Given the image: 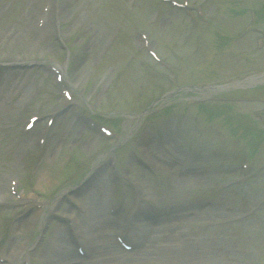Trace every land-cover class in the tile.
Segmentation results:
<instances>
[{"label": "rangeland", "instance_id": "374dc122", "mask_svg": "<svg viewBox=\"0 0 264 264\" xmlns=\"http://www.w3.org/2000/svg\"><path fill=\"white\" fill-rule=\"evenodd\" d=\"M188 1L212 20L162 0H0V264L23 245L17 264H264V76L176 90L264 70V0ZM90 113L120 132L90 129ZM111 189L127 209L164 206L142 248L120 251L113 223L93 228ZM70 211L89 257L68 242Z\"/></svg>", "mask_w": 264, "mask_h": 264}, {"label": "bare ground", "instance_id": "6f19581e", "mask_svg": "<svg viewBox=\"0 0 264 264\" xmlns=\"http://www.w3.org/2000/svg\"><path fill=\"white\" fill-rule=\"evenodd\" d=\"M255 77H253V78H251L250 80H246V81H244V82H251V81H253V79H254ZM102 171V170H101ZM181 178H183V177H181ZM103 181H105V179H102ZM103 185H104V183H103ZM99 188H101V186H100V184H98L97 185V191L98 192H100V190H99ZM101 190H102V188H101ZM104 191V190H103ZM141 193H142V195H144V191L142 192L141 191ZM32 196V195H31ZM57 198H59V197H57ZM57 198L54 200V202L57 200ZM106 205V204H105ZM51 206H53V203H51ZM164 209V206H162L161 207V209ZM170 208H172V205H170ZM138 210H140V211H137V213L135 214V219H138L139 221H141V220H147L148 219V217H149V215L152 213V207H150V209H149V207H147V206H145V205H140V207L138 208ZM93 213V212H92ZM68 216H69V218L72 220V228L74 229V228H78L80 225H79V222H76L75 220H77L78 221V218H77V214L74 212V211H70L69 212V214H68ZM134 219V220H135ZM112 223H113V218L111 217V216H109L106 212H102V217H101V219H98V220H96V221H93V228L94 229H96V231L97 232H101V227L102 226H109V225H112ZM131 223V222H130ZM129 223V224H130ZM76 225H78L77 227H76ZM133 227V226H135V221H134V223H132V224H130V227ZM129 227V226H128ZM131 227V228H132ZM134 228V227H133ZM87 230V229H86ZM189 240V239H188ZM186 242H188V241H186ZM180 243H185V241L184 240H181V242ZM108 246H110L109 244H108ZM104 249H105V247H103ZM24 248H23V246L22 247H20V248H18L17 250H15V253L16 254H14V256H12V257H15V255L16 256H19L20 254H21V256L25 253V251L26 250H24ZM61 253L62 254H65V253H69L68 251H64V250H62L61 251ZM151 253H153V254H156L157 252L156 251H151ZM183 254H186L185 256H187V257H190V261L192 262V261H196L197 260V258H198V255L197 254H195V253H186V252H183ZM27 255L28 254H25V256L27 257ZM21 256H19V257H21ZM222 260V259H221ZM220 260V261H221ZM77 260H70L69 261V263H71V264H74L75 262H76Z\"/></svg>", "mask_w": 264, "mask_h": 264}]
</instances>
